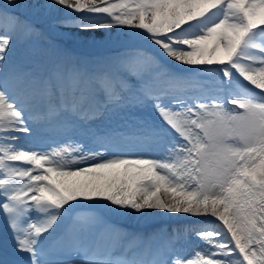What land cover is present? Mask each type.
Wrapping results in <instances>:
<instances>
[{"label": "snow or ice", "instance_id": "obj_1", "mask_svg": "<svg viewBox=\"0 0 264 264\" xmlns=\"http://www.w3.org/2000/svg\"><path fill=\"white\" fill-rule=\"evenodd\" d=\"M55 6L73 14L62 24L83 32L141 30L160 56L197 72L174 73L145 56L92 72L57 65L0 79V212L13 253H26V264H264V0L46 5ZM4 26L25 36L34 31L6 9ZM11 43L0 34V63ZM207 70L220 79L201 80ZM205 88L215 94L193 91ZM144 108L155 111L159 125L125 118ZM47 132L60 133L64 143L24 147ZM160 142L162 156L106 155ZM86 201L141 214L209 216L215 226L196 230L202 247L190 255L171 242L133 246L96 216L73 218Z\"/></svg>", "mask_w": 264, "mask_h": 264}, {"label": "rangeland", "instance_id": "obj_2", "mask_svg": "<svg viewBox=\"0 0 264 264\" xmlns=\"http://www.w3.org/2000/svg\"><path fill=\"white\" fill-rule=\"evenodd\" d=\"M5 1L7 7H2L0 5V10L6 9L9 13H18L16 15L22 21H31L32 26H36L31 35L25 36L22 34L19 28L15 29V34L5 33L12 37V43L10 44L7 52L5 60L0 63V79L5 76L7 73H12L17 69V66H21L19 69L28 66L29 64H33L35 69L32 73L36 74H44L45 70H52L54 67V61L59 59L61 60V66L71 67L76 66L86 71V68L92 67L97 69L102 66H107L111 62V54L112 50L115 47H120L122 44H129L138 40L140 37L141 30L128 28V27H113L108 29H102L101 32L97 36H87V35H79L73 34L70 32H59L64 34L66 38L65 41L74 44V48L78 50L74 54V52L70 51L65 44H45L42 41L41 35H44L45 29L51 31L54 35L58 34L52 25H58V21H62L65 17L73 15L69 12V10L55 6L53 8H48L46 5L50 2V0H13L12 5L8 4V0H0V2ZM13 15V14H12ZM28 16L32 18L29 19ZM51 21L53 24L51 25ZM44 25V27H37L39 25ZM17 30H20L19 33ZM18 33V34H17ZM37 40H35V39ZM138 44L144 45L146 47H150L151 49H156L155 46L150 44L146 39L137 41ZM69 44V45H70ZM46 45H49L51 48L46 49ZM71 47V45H70ZM25 50L24 53L23 51ZM103 52L102 58L93 57L92 54ZM134 50H126L116 54L117 61L125 59V58H133L135 59L138 55L134 54ZM83 55H87L88 64L83 63ZM144 58V57H143ZM105 59V60H104ZM169 68V67H168ZM18 69V71H19ZM49 70V71H50ZM213 70H207L205 72L200 73L199 78L201 80L207 81L209 83L217 81L220 79L219 74L213 75ZM196 73V72H195ZM192 73L191 75L195 74ZM179 74V73H178ZM184 75V74H183ZM243 82L241 81V84ZM251 87V86H249ZM214 90V88L210 89ZM126 119L135 122H144L148 121L154 125H159L160 120L156 115L155 111L151 108H144L139 110H134V113L130 116H126ZM101 120H97L96 124H101ZM51 136H56V132L50 134ZM48 135V136H50ZM58 135V134H57ZM164 142L160 143H144V144H127L123 147L129 148L128 150H137L136 153H141L140 150L143 149L150 153L146 155L151 156H162L164 154ZM91 148L95 146V144L89 142L88 147ZM133 146V147H132ZM113 150V149H112ZM116 149H114L112 154H115ZM109 153V154H110ZM116 155V154H115ZM146 155H134V156H146ZM133 156V157H134ZM79 209H88L90 212H94L97 209H105L108 210L112 216L116 219H120L123 221H127V218L130 216L132 212V216L138 215L139 219H143L145 224L155 225L157 224L159 229L160 223L162 220H171V222H178L184 219H193V220H201L203 218L209 216H195L191 214H169V219L167 214L161 211H152L146 214L136 213L131 209H122L116 206L110 205L107 201L100 202H84V206ZM78 209V210H79ZM214 222L210 226H206L204 228H212L215 226V218H211ZM202 229V228H200ZM198 230V229H197ZM182 232V231H180ZM183 237L182 240L179 241L180 246L176 249L180 254H191V252L195 249L202 247V241L199 240L196 236V230L193 232H189L186 236Z\"/></svg>", "mask_w": 264, "mask_h": 264}, {"label": "bare ground", "instance_id": "obj_3", "mask_svg": "<svg viewBox=\"0 0 264 264\" xmlns=\"http://www.w3.org/2000/svg\"><path fill=\"white\" fill-rule=\"evenodd\" d=\"M2 30H3L4 33L15 34V29L8 28L7 26H4L2 28ZM63 30H66V31H68L70 33H73V34L87 35V36H97L101 32L100 30L99 31L83 32L78 27H76L73 23H70V24L66 25L65 27H63ZM168 60L173 62L174 64H177L176 62H174V61H172L170 59H168ZM177 65H179V66H187V65H181V64H177ZM59 138H61V139L64 138V139L60 143H58L57 141H55L54 143L47 142L46 144L42 145V149L41 150H46V149H49L51 147H55V146H58V145H61L62 143H64L65 137L62 135L60 137H57V139H59ZM33 144L36 145V144H40V143H37L36 141H34L31 145H24V147H33L34 148ZM95 148H96V146L92 147L93 150H95ZM90 216H93V215L92 214H87L86 212H83L80 215L81 218H88ZM133 218H136V217L134 216ZM131 223H133L135 225H138V226H141V224L136 223L134 221H132ZM111 229L117 234V230H118L117 228L111 227ZM0 231H3V233L1 235L5 238V244L9 248L10 253H13V250L11 248V233H10V230L8 229V227H7V224H6V221H5V215L2 212H0ZM177 237H180V235H178ZM126 239H127V235L125 237H123V241L126 240ZM18 258H22L23 261L27 262V254L26 253L19 254Z\"/></svg>", "mask_w": 264, "mask_h": 264}]
</instances>
